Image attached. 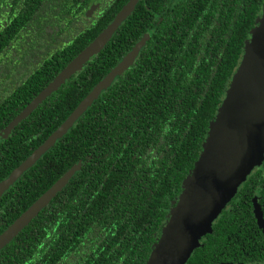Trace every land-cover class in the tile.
Wrapping results in <instances>:
<instances>
[{
	"label": "trees",
	"instance_id": "1",
	"mask_svg": "<svg viewBox=\"0 0 264 264\" xmlns=\"http://www.w3.org/2000/svg\"><path fill=\"white\" fill-rule=\"evenodd\" d=\"M128 1L104 0L88 16L92 0H0V132ZM263 7L264 0H140L83 68L0 137L2 181L152 33L132 65L0 198L1 233L77 166L0 251V264H145ZM256 175L241 185L187 264H224L227 252L241 260L261 252L264 259V234L253 212ZM257 196L264 207V190Z\"/></svg>",
	"mask_w": 264,
	"mask_h": 264
},
{
	"label": "water",
	"instance_id": "2",
	"mask_svg": "<svg viewBox=\"0 0 264 264\" xmlns=\"http://www.w3.org/2000/svg\"><path fill=\"white\" fill-rule=\"evenodd\" d=\"M140 0H129L112 21L81 50L7 126L25 118L40 101L83 68L112 38ZM93 8L87 12L92 15ZM150 34L139 41L79 102L68 117L19 166L0 181V198L43 154L76 124L78 119L128 69ZM11 132V131H10ZM264 160V7L245 43L244 53L204 142L201 154L170 208L169 218L145 264H187L206 233L210 232L229 201L253 168ZM77 170L71 168L44 191L0 233V251L14 240L61 191ZM256 214L264 228L255 203Z\"/></svg>",
	"mask_w": 264,
	"mask_h": 264
},
{
	"label": "flooded vegetation",
	"instance_id": "3",
	"mask_svg": "<svg viewBox=\"0 0 264 264\" xmlns=\"http://www.w3.org/2000/svg\"><path fill=\"white\" fill-rule=\"evenodd\" d=\"M103 1L104 0H92V3L90 5V7L93 8L92 15L97 13V8L100 6V3H102ZM171 1L175 2L176 0H171ZM84 14H85V12H84ZM158 18H159L158 21L160 22L162 20V16L158 15ZM149 34H150V38L148 39V41L151 39V36H152V33H149ZM252 173H256L257 174L256 175V181H255V184H254V187H253V189L255 190L254 191L255 192V197H254V211L253 212H255L256 218L258 220L259 227L262 229L263 234H264V228H263V226H261V224L259 222V218H258V216L256 214V209H255V203H257L258 209H259L258 211H259V213L262 216V221L264 222V216L262 214V212H264V207L261 206V204H262V201H260L261 198L259 196H257L258 190H264V182H263V180H264V160L260 164L255 166V168L252 170L251 174ZM261 255H262L261 252H257L256 254H254L252 256V258L241 260V259H238V258L233 257V256L229 257L228 256V252H227L226 256H224V264H264V259H261L259 257ZM235 261H236V263H233Z\"/></svg>",
	"mask_w": 264,
	"mask_h": 264
},
{
	"label": "rangeland",
	"instance_id": "4",
	"mask_svg": "<svg viewBox=\"0 0 264 264\" xmlns=\"http://www.w3.org/2000/svg\"><path fill=\"white\" fill-rule=\"evenodd\" d=\"M45 49V48H43ZM12 125L6 126L1 132H0V137H5L7 135H9L10 131H11ZM254 169V168H253Z\"/></svg>",
	"mask_w": 264,
	"mask_h": 264
}]
</instances>
